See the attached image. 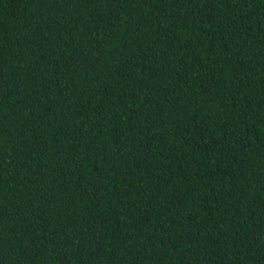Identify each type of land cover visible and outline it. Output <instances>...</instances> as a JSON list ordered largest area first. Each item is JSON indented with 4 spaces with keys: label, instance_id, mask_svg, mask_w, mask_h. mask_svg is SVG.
<instances>
[{
    "label": "trees",
    "instance_id": "obj_1",
    "mask_svg": "<svg viewBox=\"0 0 264 264\" xmlns=\"http://www.w3.org/2000/svg\"><path fill=\"white\" fill-rule=\"evenodd\" d=\"M0 264H264V0H0Z\"/></svg>",
    "mask_w": 264,
    "mask_h": 264
}]
</instances>
